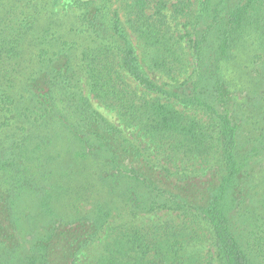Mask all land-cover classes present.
Listing matches in <instances>:
<instances>
[{"label": "trees", "instance_id": "trees-1", "mask_svg": "<svg viewBox=\"0 0 264 264\" xmlns=\"http://www.w3.org/2000/svg\"><path fill=\"white\" fill-rule=\"evenodd\" d=\"M0 264H264V0H0Z\"/></svg>", "mask_w": 264, "mask_h": 264}, {"label": "rangeland", "instance_id": "rangeland-1", "mask_svg": "<svg viewBox=\"0 0 264 264\" xmlns=\"http://www.w3.org/2000/svg\"><path fill=\"white\" fill-rule=\"evenodd\" d=\"M72 1H75V0H72ZM69 5H67V12H68V14H71L72 11H73V9L71 8V6H73L74 4L73 3H70ZM170 20L174 22V19L173 18H171ZM178 22H183V19H179ZM132 37L134 39L135 44H137L136 37L134 35H132ZM139 53H141V48H139ZM151 75H152V78L154 80L155 79L156 80H159V75L158 74H152L151 73ZM92 101H93V104L100 111H102L104 114H106L113 122H115L116 124H118L119 126H121L122 128H124L129 135H135L137 133V130H135L134 128H131V127H127L120 119L117 118V116L115 115V113H112L110 110L106 109L104 107V105L101 104L98 100L93 99ZM142 142H145V140H143ZM173 215L175 216V213ZM172 218H174L172 215H170V214H164L163 213V214L159 215L158 217H156L155 220H165V219L170 220Z\"/></svg>", "mask_w": 264, "mask_h": 264}]
</instances>
